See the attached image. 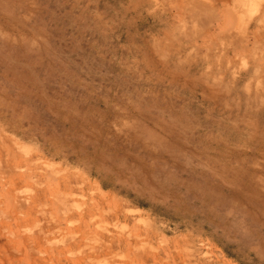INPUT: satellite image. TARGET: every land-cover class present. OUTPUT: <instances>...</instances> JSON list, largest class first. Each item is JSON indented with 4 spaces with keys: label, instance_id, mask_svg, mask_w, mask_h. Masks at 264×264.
Instances as JSON below:
<instances>
[{
    "label": "rangeland",
    "instance_id": "rangeland-1",
    "mask_svg": "<svg viewBox=\"0 0 264 264\" xmlns=\"http://www.w3.org/2000/svg\"><path fill=\"white\" fill-rule=\"evenodd\" d=\"M250 2L0 0V264H264Z\"/></svg>",
    "mask_w": 264,
    "mask_h": 264
},
{
    "label": "bare ground",
    "instance_id": "bare-ground-1",
    "mask_svg": "<svg viewBox=\"0 0 264 264\" xmlns=\"http://www.w3.org/2000/svg\"><path fill=\"white\" fill-rule=\"evenodd\" d=\"M251 2H252V0H251ZM251 2H250V3H251ZM239 12H240V11H239ZM241 12H242V11H241ZM239 15H240V14H239ZM239 20H241V19H239ZM241 21H242V20H241ZM239 22H240V21H239ZM243 22H244V21H243ZM240 23H241V22H240ZM238 26H239V25H238ZM240 27H241V26H240ZM230 28H231V27H230ZM238 29H240V28H238ZM243 29H244V28H243ZM246 30H247V29H246ZM224 31H225V30H224ZM226 31H227V29H226ZM231 31H232V30H231ZM238 31H239V30H238ZM243 31H244V30H243ZM243 31H242V32H243ZM227 32H228V31H227ZM243 33H244V32H243Z\"/></svg>",
    "mask_w": 264,
    "mask_h": 264
}]
</instances>
